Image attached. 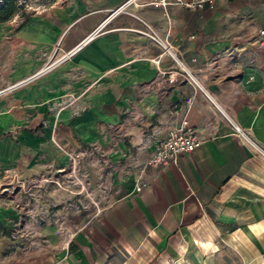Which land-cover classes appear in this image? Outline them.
Returning a JSON list of instances; mask_svg holds the SVG:
<instances>
[{
    "label": "crops",
    "instance_id": "0c3cea01",
    "mask_svg": "<svg viewBox=\"0 0 264 264\" xmlns=\"http://www.w3.org/2000/svg\"><path fill=\"white\" fill-rule=\"evenodd\" d=\"M144 2L58 0L0 23V90L13 87L0 96V184H20L0 196V264H264V160L224 116L264 146V1ZM141 21L200 87L169 84L177 67ZM56 46L75 54L31 79ZM184 120L204 143L148 166ZM14 226L26 242L4 236Z\"/></svg>",
    "mask_w": 264,
    "mask_h": 264
},
{
    "label": "built area",
    "instance_id": "2783aa9c",
    "mask_svg": "<svg viewBox=\"0 0 264 264\" xmlns=\"http://www.w3.org/2000/svg\"><path fill=\"white\" fill-rule=\"evenodd\" d=\"M189 1L190 2H183L182 0H176V3H180L183 8L188 9L190 11H200L208 6L210 8H213V6L218 0H189ZM128 3L129 1L125 2V4L117 8L115 12L123 10L125 7L128 6ZM144 5L150 6L155 9H160V8L165 9L168 5H170V2H168V0H146V2H144L142 6ZM141 23L145 28V34H147L151 39H153L159 44L160 48L162 49V54L172 59L174 65H176L177 67L175 71H171L168 75L167 79L169 81V84L179 83L180 81H187L200 87L198 80H196L193 73L180 60L178 51L174 49V47L171 45L168 39L166 38L160 39L159 36L155 33V31L149 24L143 21H141ZM258 30H259L258 43L260 46L264 47V24ZM92 37L93 36H90L88 39H91ZM57 52H60L59 46H56L51 51V55L48 57L47 63H45L42 66L41 70H39L36 73V75L32 76L31 79L39 74L48 73L53 68L67 62V60H69L75 54V49L67 51V53H63L61 55H58ZM157 62L158 61H156V63ZM11 88L13 87L4 88V90H0V96L6 93V91L11 90ZM186 103L188 106H190L192 101L187 100ZM224 116L227 122L230 124V126H232L233 134L235 135V137H237V139L243 145L245 144L255 157L264 160V146H262L257 141H255L250 136V134L246 132V130H243L240 126H238L228 115L226 116L224 114ZM203 143H204V139L201 138L197 132H195L192 128L189 127L187 120H184L180 125V127L169 131L165 140H162L157 144L158 146L156 151L148 160V166L160 167V166H166L169 163L175 164L178 161L177 158L181 154L192 153L194 150L197 149V147H199ZM137 177L138 178L135 186V191L141 192L145 188V184L140 175H138ZM39 181L49 182V180L46 179L45 177H42V179ZM39 181L33 180L30 183L29 187H33L37 185ZM57 185L60 186L59 184ZM7 191H9L8 186H4V185L0 186L1 194ZM17 228L18 230L22 231L20 226H18Z\"/></svg>",
    "mask_w": 264,
    "mask_h": 264
},
{
    "label": "rangeland",
    "instance_id": "374dc122",
    "mask_svg": "<svg viewBox=\"0 0 264 264\" xmlns=\"http://www.w3.org/2000/svg\"><path fill=\"white\" fill-rule=\"evenodd\" d=\"M3 0H0V4ZM16 4H18L19 7H21L20 11L18 12V15L10 20V22L14 23V26H18L22 23L24 20V16H33L36 13H44L46 12L49 7L53 6L54 3H56L58 0H14ZM59 55V52H57ZM51 55L49 53H44L43 57L45 59V63L48 61V57ZM61 55V53H60ZM4 95V94H3ZM2 96V95H1ZM63 107V106H62ZM0 186H2L0 184ZM5 186V185H4ZM9 188V191L4 192L5 194L10 192V195H14L16 190L19 189L20 184H12V185H6ZM13 193V194H12ZM0 196H2L0 192ZM18 230L17 226H14L12 230L10 229L8 233H3L4 236H6L11 242H16L18 240L26 242L28 239V232L25 234ZM24 235V236H23ZM27 235V236H26ZM41 244H44L43 241H41Z\"/></svg>",
    "mask_w": 264,
    "mask_h": 264
},
{
    "label": "trees",
    "instance_id": "16d2710c",
    "mask_svg": "<svg viewBox=\"0 0 264 264\" xmlns=\"http://www.w3.org/2000/svg\"><path fill=\"white\" fill-rule=\"evenodd\" d=\"M20 9L21 7L14 0H3L0 4V23L17 16ZM27 20L28 15H25L22 24L26 23Z\"/></svg>",
    "mask_w": 264,
    "mask_h": 264
}]
</instances>
